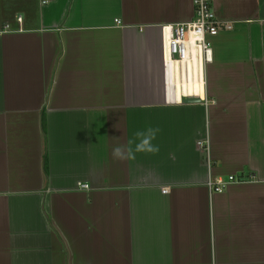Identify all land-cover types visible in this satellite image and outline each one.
<instances>
[{
	"label": "crops",
	"instance_id": "1",
	"mask_svg": "<svg viewBox=\"0 0 264 264\" xmlns=\"http://www.w3.org/2000/svg\"><path fill=\"white\" fill-rule=\"evenodd\" d=\"M212 8L203 94L170 101L191 0H0V264H264V0ZM148 127L157 154L113 159Z\"/></svg>",
	"mask_w": 264,
	"mask_h": 264
},
{
	"label": "built area",
	"instance_id": "2",
	"mask_svg": "<svg viewBox=\"0 0 264 264\" xmlns=\"http://www.w3.org/2000/svg\"><path fill=\"white\" fill-rule=\"evenodd\" d=\"M48 0H40L41 4H46ZM193 16L190 21L176 23L171 26H164L163 33V64L165 74V87L170 101H173L174 91H177V71L180 76L185 73L187 80H191L190 70H192V80L199 81L204 88V64L210 60V39L220 31L232 29V23L222 21L217 18L213 8L212 0H191ZM15 20L20 23L21 16H16ZM4 30L15 31L4 25ZM20 30V28H18ZM196 70V71H195ZM182 91H184L182 89ZM183 93V92H182ZM196 95L193 91L183 93L184 97ZM199 146L206 148L207 142L200 141ZM245 180L242 177L228 175L225 178L216 177L208 179L206 185L211 193H220L231 183H241ZM79 188L88 189L87 184H79ZM163 192L166 189L162 190Z\"/></svg>",
	"mask_w": 264,
	"mask_h": 264
},
{
	"label": "clouds",
	"instance_id": "3",
	"mask_svg": "<svg viewBox=\"0 0 264 264\" xmlns=\"http://www.w3.org/2000/svg\"><path fill=\"white\" fill-rule=\"evenodd\" d=\"M160 129L148 127L146 130L137 131L135 137L138 142L133 140H128L127 143H117L112 148V157L117 161H126L135 159L136 153H147V154H157L159 152V146L152 143L156 139L157 133ZM115 140L120 138L113 137ZM133 144H135L133 148Z\"/></svg>",
	"mask_w": 264,
	"mask_h": 264
},
{
	"label": "bare ground",
	"instance_id": "4",
	"mask_svg": "<svg viewBox=\"0 0 264 264\" xmlns=\"http://www.w3.org/2000/svg\"><path fill=\"white\" fill-rule=\"evenodd\" d=\"M176 73H177V81H176V88L178 89V93L180 94V92H181V90L183 89L184 90V87H186V86H189V85H195V84H197V85H200V83H199V81L197 80V81H193L192 80V74H193V72H192V70H190V72H189V74H190V77H191V80H189V82H188V80H187V75L184 73L183 74V76L181 75L180 76V73H179V68L178 67H176ZM196 71V70H195ZM201 86V85H200ZM193 91H190V92H188V93H192ZM195 92V91H194ZM196 93V95H200V96H202V94H203V90H202V86L200 87V93L199 92H195Z\"/></svg>",
	"mask_w": 264,
	"mask_h": 264
},
{
	"label": "water",
	"instance_id": "5",
	"mask_svg": "<svg viewBox=\"0 0 264 264\" xmlns=\"http://www.w3.org/2000/svg\"><path fill=\"white\" fill-rule=\"evenodd\" d=\"M185 102H197V99L194 98H188V99H184Z\"/></svg>",
	"mask_w": 264,
	"mask_h": 264
},
{
	"label": "trees",
	"instance_id": "6",
	"mask_svg": "<svg viewBox=\"0 0 264 264\" xmlns=\"http://www.w3.org/2000/svg\"><path fill=\"white\" fill-rule=\"evenodd\" d=\"M42 130L44 131V127H42ZM44 163H45V159H44Z\"/></svg>",
	"mask_w": 264,
	"mask_h": 264
}]
</instances>
